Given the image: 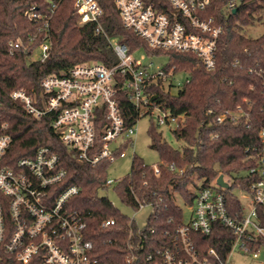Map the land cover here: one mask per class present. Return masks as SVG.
<instances>
[{"label":"trees","instance_id":"16d2710c","mask_svg":"<svg viewBox=\"0 0 264 264\" xmlns=\"http://www.w3.org/2000/svg\"><path fill=\"white\" fill-rule=\"evenodd\" d=\"M97 1L104 10L101 22L110 37L126 43L130 52L144 48L150 54L168 56L166 70L173 67L176 74L189 78L177 85V93L170 89L174 84L165 89L162 80L150 89L152 99L177 117L173 133L186 145L174 148L153 124L149 133L151 147L160 155V173L135 152L130 172L113 185L119 200L135 211L141 203L151 206L143 233L159 241L165 230L174 232L183 220V209L176 196L191 203L195 179L209 185L223 173L232 179L230 187L221 189L229 211L243 215L238 191L250 192L257 177L250 170L258 164V158L247 148L261 146L260 131L264 129V33L252 37L245 30L256 23L264 24V0H240L235 12L225 8L229 0H211L206 15H215L224 24L213 70H208L193 53L149 47L123 26L115 0ZM53 3L57 5L53 7ZM31 12L37 13V18L30 17ZM80 19L75 0H0V122H8L7 132L13 138L8 152L12 161L33 155L40 146H50L58 153L60 167L67 171L57 185L58 192L71 185L80 187L70 206L87 221L89 237L96 244L102 264H124L122 256L131 240L130 216L108 196L100 194L109 188L105 183L111 162L103 160L95 166L79 162L55 132L51 115L38 119L9 96L17 88L38 95L43 78L66 73L80 63L97 61L111 65L117 61L113 48L100 39L96 24L81 23ZM13 41L21 42V47L13 48ZM44 41L51 44L48 58L32 60L30 54ZM119 102L128 124L134 123L138 113L123 90L119 91ZM226 109L240 113L236 122L216 120ZM98 131L100 134V127ZM171 162L183 168V173L171 171ZM108 218L115 223L103 228L102 222ZM259 223L264 226L262 207ZM197 239L203 255L213 247L225 259L234 233L217 224L210 235L198 234ZM5 264L21 263L7 257Z\"/></svg>","mask_w":264,"mask_h":264},{"label":"built area","instance_id":"2783aa9c","mask_svg":"<svg viewBox=\"0 0 264 264\" xmlns=\"http://www.w3.org/2000/svg\"><path fill=\"white\" fill-rule=\"evenodd\" d=\"M115 3L123 26L149 47L190 52L197 55L208 70L216 68L218 41L224 33V24L215 15H206L211 0H115ZM239 3L240 0H229L225 8L237 10ZM56 5L53 3V7ZM75 6L81 23L96 24L100 39L113 48L117 61L111 65L97 61L80 63L66 73L43 78L38 95L17 88L9 96L38 119L51 115L55 132L74 151L79 162L92 166L103 160L112 163L125 154V148L134 146L138 119L162 109L152 99L151 86L159 85L162 80L163 86L167 81L170 88L173 83L179 86L189 78L178 79L179 74L173 67L153 71V62L143 64L134 57L137 50L130 52L126 43L110 37L101 22L104 10L97 0H75ZM29 14L32 18L38 16L35 12ZM10 45L19 48L21 42L13 41ZM50 51L51 44L44 41L30 58L45 61ZM120 90L126 92L138 113L132 124H128L121 110ZM239 117L238 111L226 109L216 120L236 122ZM158 121L160 124L178 122L177 117L166 110L158 116ZM7 131L8 122H0V264H5L7 257L21 264H102L96 244L89 237L87 221L70 206L80 187L71 185L61 192L57 190L67 174L66 169L60 167L58 153L50 146H40L33 155L12 161L8 152L13 138ZM260 139L259 148H247L258 158V164L250 170L257 174L250 192H241L248 200L242 201L243 215L229 211L221 190L226 187L217 182L223 173L209 185L195 179L196 184L191 186L193 202L187 203L180 197L187 207V211L182 207V222L174 232L165 230L159 241L146 237L143 227L130 217L131 240L123 253V263L230 264L236 248L255 259L264 255V226L259 223V208L264 210V129L260 131ZM153 166L159 174V164ZM168 167L173 172L184 171L174 162ZM223 175L224 181L231 185V177ZM114 183V179L108 178L105 186ZM143 206L145 204L141 203L139 209ZM114 223L113 218H108L102 222V227L108 228ZM217 224L234 233L225 259L213 247L205 255L198 247V234L210 235Z\"/></svg>","mask_w":264,"mask_h":264},{"label":"rangeland","instance_id":"374dc122","mask_svg":"<svg viewBox=\"0 0 264 264\" xmlns=\"http://www.w3.org/2000/svg\"><path fill=\"white\" fill-rule=\"evenodd\" d=\"M245 33L248 36L257 37L264 33V24L256 23L251 25L246 28ZM134 57L138 60H141L143 64H149L150 62H153V71H157L168 64V56L162 54H150L144 48L134 52ZM182 78H184V75L179 74L178 79L182 80ZM173 84L174 85L170 89L172 93H177L179 87L175 83ZM164 85L166 89H169V82L165 81ZM163 114L164 110L155 109L153 113L144 115L138 119L136 123L137 133L134 136V146H128L125 148V154L118 157L114 162L111 163L108 171V178L114 179V182L116 183L120 178L126 176L131 170L132 157L135 152L149 165L159 164L161 162L159 152L151 147L152 137L149 133V130L153 124L157 125L159 131H161L163 134L164 140H166L174 148L181 149L186 145L185 141L177 139L174 136L173 129L177 126L176 122L172 121L170 123H159L158 116ZM114 184L109 186L108 189L100 191V194L108 196V198L123 212L128 214L130 217H134L137 225L144 227L147 224L148 217L151 213V206L145 205L138 211L127 207L119 200L113 187ZM238 194L243 202L246 203L248 201L247 198L241 195L242 193L240 191H238ZM176 201L187 211L186 205L179 196H176ZM230 264H264V255H261L260 258L255 259L251 255L243 253L241 249L236 248L231 255Z\"/></svg>","mask_w":264,"mask_h":264},{"label":"water","instance_id":"95a60500","mask_svg":"<svg viewBox=\"0 0 264 264\" xmlns=\"http://www.w3.org/2000/svg\"><path fill=\"white\" fill-rule=\"evenodd\" d=\"M233 11L235 12L236 9H234ZM217 182H218L219 185L224 186L226 188L230 187V185L224 181V175L223 174H220L218 176Z\"/></svg>","mask_w":264,"mask_h":264}]
</instances>
